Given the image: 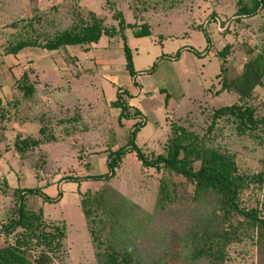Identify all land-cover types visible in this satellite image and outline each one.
Returning <instances> with one entry per match:
<instances>
[{"label":"rangeland","instance_id":"rangeland-1","mask_svg":"<svg viewBox=\"0 0 264 264\" xmlns=\"http://www.w3.org/2000/svg\"><path fill=\"white\" fill-rule=\"evenodd\" d=\"M238 2L250 4L0 0V230L16 217L19 191L32 189L36 192L25 196L26 209L41 217L46 231H63L54 254L33 244L27 254L30 264H105L96 256L81 211L86 192H105L110 202L128 203L118 206L117 231L121 237L125 232L126 239L118 250L124 246L136 251L142 264H210L192 260L186 241L192 225L211 217L218 199L196 196L185 178L144 166L130 146L112 174L108 155L130 140L148 161L166 156L172 140L183 135L195 140L197 148L231 158L237 175L246 179L240 206L258 209L264 219V76L249 93L239 88L245 64L264 51V10L238 19ZM91 14L108 29L117 28L120 14L126 25L138 29L146 24L150 34L136 38L128 28L124 40L121 35L102 36L92 45L6 54L20 41L44 43ZM124 42L133 77L125 70ZM23 73L34 88L30 97L20 89ZM119 94L130 114L123 119L112 104ZM231 105L253 109L257 127L242 130L234 117H213ZM18 137L38 144L20 154L14 146ZM260 174L261 184L256 181ZM98 176L104 178L87 180ZM163 183L172 201L161 205ZM20 232L17 226L2 232L0 248L13 244ZM247 235L227 246L225 259L217 264H264L256 231Z\"/></svg>","mask_w":264,"mask_h":264},{"label":"trees","instance_id":"trees-1","mask_svg":"<svg viewBox=\"0 0 264 264\" xmlns=\"http://www.w3.org/2000/svg\"><path fill=\"white\" fill-rule=\"evenodd\" d=\"M239 7L235 14L238 19H250L257 16L264 10V0H250V4ZM117 28H106L92 14L89 19L84 20L80 25L70 30L60 32L53 37L42 42L37 40L20 41L8 47L7 55H16L26 48H40L46 51H58L63 47L85 46L97 44L102 36L113 38L131 29L134 37H145L150 34L146 24L136 28L135 25H126L120 14H118ZM123 54L125 58V70L130 77L135 75L133 69L131 53L125 42L123 43ZM221 53V55H223ZM153 71V68L149 71ZM264 76V51L257 54L252 60L247 62L240 77L239 88L241 91L249 93L260 84ZM20 89L23 95L30 97L34 88L27 83L25 73L21 76ZM121 94L113 106L120 108L119 119L130 116L126 101L122 100ZM253 109L231 105L219 108L214 112V118L231 116L238 120L242 130L255 128L258 121L254 119ZM137 116V112H133ZM137 126H134L132 135L135 134ZM39 132H42L41 130ZM182 138V139H181ZM38 143L31 138H17L14 146L15 150L24 154ZM135 152L141 163L157 171L165 170L169 173L181 176L194 186L196 196L212 195L217 200L216 208L211 213V217L199 220L191 226L187 235L186 248L190 251L191 259L200 261L206 259L210 264H217L225 259V249L227 246L241 242L243 236H248L249 231H256L257 243L264 248V219L260 217L258 209L246 210L239 204V194L242 191L245 178L237 175L234 162L231 158L216 151L197 148L195 140L188 139L186 135L173 139L166 156H159L153 161H148L141 151L135 147L130 140L123 148L110 153L107 157V167L114 174L121 158L128 152L127 149ZM198 163V168L193 167ZM104 177H89L87 180L100 181ZM256 181L259 184L263 181V175H258ZM36 190L24 189L19 191L16 217L0 230L8 233L16 226L21 232L14 239L13 244L0 248V264H30L27 254L33 244L40 246L44 252L54 254L60 247L63 238V231L58 227H52L46 231L41 217L28 211L24 204L25 196L33 194ZM23 193L22 196L20 194ZM112 197L104 193L92 194L86 192L82 195L80 207L85 218L86 226L92 241L96 244V256L99 261L105 264H142L139 254L124 247L118 250L119 245L125 242V232L122 237L118 235L120 228L118 206L125 207L128 203L124 199L110 202ZM46 200V198H45ZM172 197L167 183L160 186L159 203L163 205L171 202ZM102 250V251H101ZM43 258L47 259L43 254Z\"/></svg>","mask_w":264,"mask_h":264},{"label":"water","instance_id":"water-1","mask_svg":"<svg viewBox=\"0 0 264 264\" xmlns=\"http://www.w3.org/2000/svg\"><path fill=\"white\" fill-rule=\"evenodd\" d=\"M18 206L20 207V204Z\"/></svg>","mask_w":264,"mask_h":264}]
</instances>
